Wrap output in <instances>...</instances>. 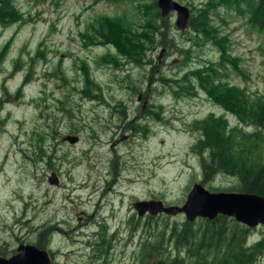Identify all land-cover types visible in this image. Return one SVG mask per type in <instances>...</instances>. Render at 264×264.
I'll list each match as a JSON object with an SVG mask.
<instances>
[{
	"label": "rangeland",
	"instance_id": "rangeland-1",
	"mask_svg": "<svg viewBox=\"0 0 264 264\" xmlns=\"http://www.w3.org/2000/svg\"><path fill=\"white\" fill-rule=\"evenodd\" d=\"M8 1L10 11L0 22V52L6 48L0 60V252L10 255L22 242L51 250L53 264H137L147 229L135 228L133 201L182 203L203 177L193 146L204 137V124L212 120L210 127L227 135L236 123L241 127L239 116L201 78L241 86L231 96L245 95L248 102L264 100V31L246 21L248 0L211 5L202 31L179 30L173 10L162 19L175 47L157 46L150 52L155 64L134 65L127 61L129 42L137 47L131 27L138 26L133 29L140 35L146 21L137 20L157 10L154 0ZM179 1L192 15L209 3ZM102 28L111 41L93 37ZM160 76L169 81L162 78L163 84ZM85 84L100 89L86 96L80 91ZM253 127L242 126L248 139ZM37 133L45 135L40 146ZM240 136L234 131L232 143ZM259 140L264 155V138ZM210 148L203 149L205 157ZM53 174L56 183L49 179ZM203 184L237 190L241 180L219 172ZM158 216L171 228L185 220L183 214ZM102 224L106 231L99 238ZM226 224L246 230V244L264 238V224L249 227L232 216ZM175 239L165 242L171 249L166 264L178 253ZM99 246L107 252L98 253ZM180 249L185 255L186 247ZM242 249L235 245L240 261L232 258V264H264V245ZM183 258L198 264L195 256Z\"/></svg>",
	"mask_w": 264,
	"mask_h": 264
},
{
	"label": "trees",
	"instance_id": "trees-1",
	"mask_svg": "<svg viewBox=\"0 0 264 264\" xmlns=\"http://www.w3.org/2000/svg\"><path fill=\"white\" fill-rule=\"evenodd\" d=\"M229 2V0H209V3L206 7L199 10L197 14H193L190 17L188 27H193V30L202 31L206 29L209 21L208 8H211V5L219 2ZM156 5V0H154ZM141 7H146V3L140 5ZM157 7V6H156ZM247 9L250 12V21L251 24L257 27L260 30L264 31V0H258L253 2L252 0L247 1ZM8 10V12H7ZM9 1L0 0V22H4L9 13ZM146 21V25L140 23V35H137L134 31V27H131L132 36H135L133 40L137 47H133V43L129 42L132 46L127 52V61H132L134 65L141 64H155L156 59L151 55L152 50H156L157 46H162L166 44V47H175L171 39L169 38V33L167 32L166 20L162 19L159 9L154 11L146 10L145 14H142V17L137 20V22ZM144 27V29H142ZM111 33L107 32L105 29L98 30L93 37L98 40H110ZM112 36V35H111ZM195 43H201L198 38H195ZM170 42V43H169ZM121 47V46H120ZM0 52V60L3 54ZM186 53V51H184ZM189 54L185 55L187 58ZM153 71L154 68L151 67L148 69V72ZM195 70H190V73H193ZM151 74V73H150ZM187 74H185V77ZM154 78L153 75H150V81ZM162 78L167 82L168 78L160 76L157 79L161 80L163 84L165 83ZM28 79V78H27ZM155 79V78H154ZM202 86H206L208 90L214 95V93L219 94V100L227 104L229 110L239 116L240 120L239 125H235L231 129V135L225 134L223 131L214 130L212 126L210 127V122L204 124L203 127L204 137L199 139L193 146L195 150H198V155L201 160L203 177L200 180L205 182L208 179H212L219 172H228L231 175L239 177L241 180V186L237 190L255 192L264 196V155H261V149L259 148V142L264 138V100L256 98L254 102H248L245 95L237 94L231 96L235 91L244 90L240 88L241 86L237 84L227 85L226 83L220 84L214 82L213 79H210L208 76L204 80L200 79ZM100 88L97 85H93L90 88V85H84L80 88V91L86 95L91 96L95 95V90ZM177 89V88H176ZM98 95V94H97ZM99 96V95H98ZM229 97H231L229 99ZM218 99V98H217ZM232 99V100H231ZM239 100L241 107L237 109V106L233 100ZM226 106V105H225ZM237 109V110H236ZM124 114V111H122ZM237 116V117H238ZM238 118V119H239ZM215 120V118H214ZM252 121V122H248ZM254 124L253 130H250L249 136L251 139H248L243 132L242 126L247 124ZM197 126V125H196ZM144 136L148 133V127L144 126ZM241 132V140H237L232 143L234 139V131ZM38 146L44 141L45 135L43 133H37ZM214 136V138L212 137ZM246 139H243V137ZM41 138V139H40ZM229 142V143H227ZM209 145L213 147L210 148ZM215 147V148H214ZM210 148V152H207L209 155L205 157L203 149ZM204 159L208 161H204ZM235 190V189H234ZM226 214H218L214 218L204 217L202 218L203 224L199 227H196V221H191L189 219L183 220L181 223L174 221V224L171 227H165L167 224V219L158 220L159 216L156 214H148L145 216L143 223H139L142 217L138 216L135 220V228L137 231L141 226L147 229L145 235L139 238V247H142V250L136 253L137 264H166V257L171 255V249L164 247L165 242L171 240L173 237L176 238L174 243L175 247L178 249L172 257L170 264H185L188 263L183 256L187 258L196 257L198 264H232V258L234 261L239 262L240 256L237 251H235V245L242 249V252L247 250L253 251L258 247L264 245V238L253 243L251 245L245 244L246 230L242 232H237L236 228L226 224L227 219ZM160 224H163L160 226ZM104 229L106 231L105 224L101 225V230L99 231V238L104 236ZM101 234V235H100ZM194 235H197L194 238ZM237 241L238 244H235ZM191 245H194L191 247ZM190 246V247H189ZM179 247H186L185 255L180 254ZM204 251V253H202ZM107 252L98 247V253ZM3 253V252H0ZM207 256H212L211 260H208ZM243 256H245L243 254ZM227 260V262H225ZM252 264L253 261H248L245 264Z\"/></svg>",
	"mask_w": 264,
	"mask_h": 264
},
{
	"label": "water",
	"instance_id": "water-1",
	"mask_svg": "<svg viewBox=\"0 0 264 264\" xmlns=\"http://www.w3.org/2000/svg\"><path fill=\"white\" fill-rule=\"evenodd\" d=\"M160 14L165 16L171 10L176 11V26L184 30L189 23L190 10L178 0H157ZM164 49H162L161 53ZM176 61V60H175ZM69 141L78 138L77 135H67ZM53 177V180H51ZM49 177L57 182L56 177ZM138 214L145 211L156 213H177L183 211L187 218L193 219L197 215L213 217L218 212L233 215L237 220L254 225L264 223V196L255 192L217 190L210 191L202 183L195 182L186 195L182 205H165L161 199H142L134 201ZM0 264H51V256L45 248H39L31 243H19L16 251L10 256L0 255Z\"/></svg>",
	"mask_w": 264,
	"mask_h": 264
},
{
	"label": "flooded vegetation",
	"instance_id": "flooded-vegetation-1",
	"mask_svg": "<svg viewBox=\"0 0 264 264\" xmlns=\"http://www.w3.org/2000/svg\"><path fill=\"white\" fill-rule=\"evenodd\" d=\"M50 252H51V250H50ZM0 254H2V253H0ZM52 254V253H51ZM4 255V254H3ZM52 256L54 257V255L52 254Z\"/></svg>",
	"mask_w": 264,
	"mask_h": 264
}]
</instances>
